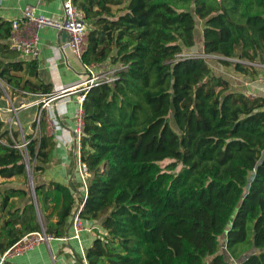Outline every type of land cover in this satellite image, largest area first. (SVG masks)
<instances>
[{"label":"trees","instance_id":"16d2710c","mask_svg":"<svg viewBox=\"0 0 264 264\" xmlns=\"http://www.w3.org/2000/svg\"><path fill=\"white\" fill-rule=\"evenodd\" d=\"M72 1L87 21L81 61L117 68L81 104L86 197L36 181L54 146L44 108L23 132L24 152L13 146L19 131L0 120V177L27 184V160L40 213L26 185L0 187V255L42 227L69 235L83 200V225L100 229L88 264H264V95L248 96L226 74L263 73L264 0ZM10 30L0 18V81L7 92L47 94L22 80ZM199 50L214 63L179 56Z\"/></svg>","mask_w":264,"mask_h":264},{"label":"crops","instance_id":"0c3cea01","mask_svg":"<svg viewBox=\"0 0 264 264\" xmlns=\"http://www.w3.org/2000/svg\"><path fill=\"white\" fill-rule=\"evenodd\" d=\"M62 4L63 0H0V18L8 21L13 18L21 19L24 8L31 5L36 8L38 14H42L45 18L62 22ZM20 32L22 36L30 34L29 28L23 22H20ZM61 33L56 28L49 26L39 28L37 30V54L26 58L20 55V58L26 61L23 71L19 73L22 80L28 79L41 87H48L49 92L47 94L61 90L86 78H82L83 74L86 73L81 59L70 49L66 47L61 49L60 45L65 41L62 39ZM51 58H53L52 62ZM107 64V62L98 64V67L105 68ZM226 74L234 87L244 92L249 91L253 95H264V84L240 74ZM15 90L17 91L15 95H21L29 102L20 101V111H27L33 107V111L24 121L29 130L30 122L35 119L42 108L41 99L47 94L28 92L17 88ZM80 92L66 94L43 107L46 111L44 118L47 123L46 132L53 137L54 146L51 149L48 162L44 165L43 171L37 175L36 181L45 184L59 182L77 188L84 195L83 185L75 162L77 157L76 146L72 140L73 118L80 106L78 101ZM39 103L41 104L40 108L37 107ZM50 114L52 116H49ZM98 227V223L84 226L80 233V242L84 250L91 245L92 240L96 237ZM69 231V235L42 242L20 255L6 258L1 264H82L78 242L73 238H69L72 228Z\"/></svg>","mask_w":264,"mask_h":264},{"label":"built area","instance_id":"2783aa9c","mask_svg":"<svg viewBox=\"0 0 264 264\" xmlns=\"http://www.w3.org/2000/svg\"><path fill=\"white\" fill-rule=\"evenodd\" d=\"M62 8H63L62 22H56L45 18L42 14H38L36 12V8L34 6L30 5L24 8L21 19L13 18L11 20V30L8 37V42L10 47L18 51L23 58L37 54L38 52L37 30L41 27L49 26L56 28L60 32L64 31L67 34L66 40L60 45L61 49L66 47L70 49L79 59H81V55L86 49V44H87V21L85 19L83 11L80 8L76 7L72 0H63ZM20 22H23L27 26V28H29L30 30L29 35L22 36L20 32ZM189 55L190 54H187L186 52H182L179 54L180 57H185ZM215 57L216 56L214 55V58ZM50 60L52 62L53 58H51ZM261 67H264V65H262ZM83 68H84V72L87 74V77L85 79L75 84H72L68 87H65L61 90L47 94L41 99V102L43 103L42 105L43 108L49 102L62 98L66 94L73 93L76 91H81L78 96V101L80 106L74 115L73 137L75 139L76 155H77L75 162L84 189V195H83V200H84L87 193V178L89 176V173L87 171L86 165L81 162L80 153H79V138L82 130L81 104L84 99L85 92L91 86L97 83H112L117 78L116 76L117 68L114 67L103 68L101 66L98 67V64H91V65L83 64ZM94 69H96L95 72L93 71ZM255 81L264 84V71L262 74H260L257 77ZM245 93L248 96H254L249 91ZM41 109L39 110L38 114L35 117V120L37 121V125L40 119ZM49 116L52 115L50 114ZM37 132H38V127H36L34 135H36ZM26 144H27V140L23 138L21 143L15 141L13 146L24 152L26 149ZM83 200L78 205L73 215L71 222L72 233L70 234L69 238H73L78 242L79 250L82 258L81 259L82 264H88V261L86 259V250H84L80 242V233L84 229L83 222L79 217V213L83 205ZM52 238L53 237L51 235H47L45 233L43 227L40 231L29 232L3 252V254L0 256V264L4 262V260L8 257L20 255L25 251L33 249L35 246L39 245L42 242L50 241Z\"/></svg>","mask_w":264,"mask_h":264},{"label":"rangeland","instance_id":"374dc122","mask_svg":"<svg viewBox=\"0 0 264 264\" xmlns=\"http://www.w3.org/2000/svg\"><path fill=\"white\" fill-rule=\"evenodd\" d=\"M186 53L190 54L191 56H204L212 64L214 63V60H215L214 55H207V54L205 55L200 50L195 51V52L188 51ZM110 66H111V64L108 63L105 66V68H108ZM93 71L95 72L96 69H94ZM85 77H87V74H83L82 78H85ZM6 90H7V84L0 81V91L2 92V95H0V120H2L4 122V128H12L14 130L19 131V135H18V138L16 139L17 140L16 142L21 143L23 138L25 139L23 132L27 133V132L31 131L30 127H29V130L27 129L28 127L24 121L26 120L27 116L29 117V114H31V112L33 111V107L27 111H23V110L20 111L19 107H21V106H20L19 102L20 101H23L24 103H29V102H27V99L23 98V96L15 95V93H11L10 91H9L10 92L9 93ZM78 96H79V94H78ZM17 107H18V109H17ZM35 108H36V106H35ZM73 120H74V118H73ZM32 121H33V119H32ZM35 130H36V128H35ZM72 140L75 143V139L73 136H72ZM167 163H169V160H165L161 164L166 165ZM28 173H29V175L32 176V179H33L32 169L30 167H29ZM5 185H26L30 189L28 175H27V184H25L23 182V178L20 176H15V177L8 178V179H4V178L0 177V187L5 186ZM22 201H23V198H21V197L12 198V202L15 205L20 204ZM0 217H1V212H0ZM242 245H248V243L242 244ZM242 245H239L238 247H241Z\"/></svg>","mask_w":264,"mask_h":264},{"label":"water","instance_id":"95a60500","mask_svg":"<svg viewBox=\"0 0 264 264\" xmlns=\"http://www.w3.org/2000/svg\"><path fill=\"white\" fill-rule=\"evenodd\" d=\"M61 36H62L63 40H66L67 34L64 31H62ZM25 167H26V170H27L28 180H29V184H30L31 196H32L33 202H34V204L36 206L38 218L40 219V213H39V209H38V206H37L36 197H35L34 188H33V179H32V176L29 175V173H28V171H29V163H28L27 160H26V163H25Z\"/></svg>","mask_w":264,"mask_h":264}]
</instances>
